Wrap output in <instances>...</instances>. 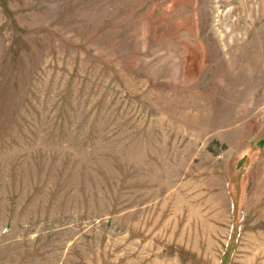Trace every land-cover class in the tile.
<instances>
[{
    "label": "rangeland",
    "instance_id": "374dc122",
    "mask_svg": "<svg viewBox=\"0 0 264 264\" xmlns=\"http://www.w3.org/2000/svg\"><path fill=\"white\" fill-rule=\"evenodd\" d=\"M0 264H264V0H0Z\"/></svg>",
    "mask_w": 264,
    "mask_h": 264
}]
</instances>
